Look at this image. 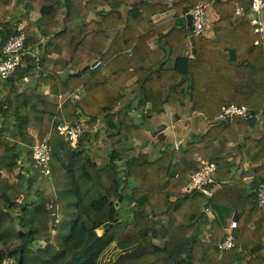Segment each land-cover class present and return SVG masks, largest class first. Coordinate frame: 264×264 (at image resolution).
Segmentation results:
<instances>
[{"label": "trees", "instance_id": "obj_1", "mask_svg": "<svg viewBox=\"0 0 264 264\" xmlns=\"http://www.w3.org/2000/svg\"><path fill=\"white\" fill-rule=\"evenodd\" d=\"M20 1L0 0V13L13 12ZM84 1L32 0L40 16L23 27L25 47L38 46L42 54L25 56L13 74L0 78V264H101L99 257L111 243L120 251L112 264H264V210L255 201L257 185L264 180V55L254 43L258 35L235 6L241 1L247 10L248 0H215L213 37H194L193 56L186 55L191 44L185 17L209 0L139 2L125 18L119 8L133 0ZM106 4L110 11H97ZM168 8L175 11V20L151 25L152 15ZM92 12L97 21L90 19ZM23 20L0 18V59L3 45ZM165 29L169 31L163 34ZM160 35L169 46L165 52L174 58L171 67L149 44ZM220 50L228 56L219 57ZM70 66L76 72L62 76ZM134 77L138 99L126 105L122 90ZM27 82L31 84L25 86ZM43 86L51 95L83 93L78 100L68 97L57 105ZM163 88L158 111H179L189 102L207 121L204 145L183 142L168 153L159 138L160 153L154 160L147 153L128 157L127 135L138 134L153 116L143 104L152 103ZM231 103L260 111L259 138L250 133L255 117L237 118L236 129L216 120L221 107ZM132 110L141 112L143 121L135 123ZM81 119L86 128L71 148L58 126ZM99 122L105 124L109 144L102 165L89 153ZM44 140L50 147L54 200L33 188L31 172L21 159L26 148ZM240 140L233 151L229 145ZM27 156L38 174L31 150ZM197 157L216 166L205 187L210 195L183 192L188 174L201 167ZM238 162L254 168L236 176ZM250 175L253 179L246 183ZM32 196L42 200L37 203ZM120 196L132 206V221L126 225L121 223V201L115 206ZM49 208L56 215L54 224ZM231 212L238 214L231 231L234 246L221 250ZM94 230L100 235L85 250ZM157 238L163 239L162 246L154 242ZM37 242L42 247L31 250L29 245Z\"/></svg>", "mask_w": 264, "mask_h": 264}, {"label": "crops", "instance_id": "obj_2", "mask_svg": "<svg viewBox=\"0 0 264 264\" xmlns=\"http://www.w3.org/2000/svg\"><path fill=\"white\" fill-rule=\"evenodd\" d=\"M88 0H85L86 2ZM149 2H157L160 0H133L132 2L128 3L125 6H121L122 14L124 18L127 16V13L132 9L134 4L139 2L147 3ZM215 0H209L206 4L209 6L208 11V20L210 23V33L208 37H213V23L218 19V15L213 7V3ZM147 5V4H146ZM170 6V5H169ZM236 9L238 7H243L241 1H237L235 3ZM111 6L109 4L100 6L97 8V11H110ZM24 16V20L21 24L25 26L28 21H34L39 18V14L32 8V0H21L19 6L13 11H6L4 13H0V18L2 20H8L11 17H20ZM90 19L98 20L99 17L91 13ZM175 20V11L172 8H168L160 13H155L151 17V25L155 27L166 25ZM178 27V26H176ZM169 29H165L163 34L167 33ZM35 34L37 37H41L39 30L35 29ZM44 40L41 39V42ZM149 44L153 45L154 49L159 50L162 52V59L165 63L166 67H171L174 58L170 54L166 53L165 50L169 48L167 43L165 42L162 35L156 36L152 40L149 41ZM190 50L187 51V53ZM28 53L30 56L39 58L42 54V48L35 46L32 49H28ZM186 53V55H187ZM55 57L56 54H53ZM218 56L221 58H226L228 56V52L226 50H220L218 52ZM76 72V69L73 67H68L62 72V76H67L71 73ZM137 78H132L128 83L127 86L122 90L123 94L125 95L124 104L129 105L131 100L138 99V86H135ZM31 82L25 83V86H29ZM42 91L44 94L49 95V100L57 105H61L68 97H70L71 93H67L65 95L57 96L49 94V87L43 86ZM81 94L83 93V89L78 90ZM165 88L162 89V92L153 100L152 103L145 102L143 107L145 110H152L153 116L147 120L144 126L140 129V132L136 135H127V156L131 157L138 153H147L149 160H154L159 156V149L156 146V142L159 138H163L165 141V149L171 145H174L176 149L179 144L183 142H193L197 146L204 145L202 140V134L205 132L207 121L206 119L200 114L192 111L190 109V103L187 102L185 106H181L179 111H175L172 108H165L163 112H159L158 109L163 108L162 106V99L164 97ZM122 107V106H121ZM257 113H260L257 112ZM143 114L137 110L135 112H131V118L135 123H139L143 121L142 118ZM262 116L260 113V117L256 120L255 125L250 129V133L254 138H259L262 135ZM230 125L237 128L236 121L230 122ZM105 124L104 122H99L93 129L92 132V144L89 150V153L94 158L97 164L102 165L105 163L106 157L108 155V140L104 134ZM240 141L235 143H231L229 147L235 151V147L240 144ZM173 149V150H174ZM172 150V151H173ZM262 165V172L264 173V161L261 163ZM237 171L236 176H238L243 170H250L254 168V165L247 162H238L237 163ZM235 168V169H236ZM253 179V176H247L244 178L246 183H250ZM210 195V194H207ZM235 212H231L227 218V221L234 216ZM210 217L212 215L209 213ZM126 220L127 218H121ZM250 228L254 227L253 223L249 224ZM203 235H206V227L203 228ZM160 246L162 244H158Z\"/></svg>", "mask_w": 264, "mask_h": 264}, {"label": "built area", "instance_id": "obj_3", "mask_svg": "<svg viewBox=\"0 0 264 264\" xmlns=\"http://www.w3.org/2000/svg\"><path fill=\"white\" fill-rule=\"evenodd\" d=\"M164 1V0H163ZM170 2L171 0H165ZM249 6L246 10L243 7H238L236 13L241 16H246L250 26L254 33L258 35L255 40V45L259 46L264 55V0H248ZM209 6L206 3L200 2L193 9L190 10L191 25L190 36H209L210 23L208 20ZM23 24H19L16 29V34L12 35L2 47V57L0 59V78L6 79L21 65L25 56L30 55L28 49L25 47L26 34L23 30ZM191 56V54H189ZM99 62L93 65L95 68ZM74 100H78L81 97L79 91L70 95ZM250 108L246 105H237L234 103L223 105L216 118L219 122H232L237 118H251L258 119L260 113H256L251 116ZM131 112H135L132 110ZM86 128V122L81 119L79 123L71 125L69 123H63L58 126L60 134L64 135L71 146V148L77 147L79 140ZM32 158L34 160L35 168L40 169L41 176L46 179H51L50 172V147L46 140L35 144L30 149ZM197 161L200 162L201 167L193 170L188 174L187 185L183 188L184 193H192L194 191H200L205 194H210L206 190V185L212 182L211 175L214 172L216 166L213 162L204 160L197 157ZM255 201L259 208L264 210V180L258 183L255 192ZM236 219L230 218L227 224V236L225 240L219 245L221 250H228L234 246L233 236L231 234L232 229L236 227Z\"/></svg>", "mask_w": 264, "mask_h": 264}, {"label": "rangeland", "instance_id": "obj_4", "mask_svg": "<svg viewBox=\"0 0 264 264\" xmlns=\"http://www.w3.org/2000/svg\"><path fill=\"white\" fill-rule=\"evenodd\" d=\"M26 149H27V151H30V148H26ZM27 151L24 150L22 152L21 159L23 161V165H24L25 169H29L31 172V176L33 177V180H34L33 188L38 189L46 197H49V198H51V200H54L55 196H54L53 188L51 186V179L48 180V179L42 177L40 172L37 174V172L30 165L31 161L27 156ZM1 174L5 177H7V176L9 177V175H7L5 172H1ZM32 197H33L34 201L37 203L42 200V198H37L36 196H32ZM131 209H132V206L130 204H128V202L121 201V206H120L121 218H125V217L127 218L126 220H123L124 223L122 222V219H121V223L123 225H126L127 223H130L132 221V217L130 214ZM59 218L60 217H58V219ZM98 235H100L99 231H98ZM154 242L156 244H162L163 239L157 238V239H154ZM29 247L31 250L36 251L42 247V243H40V242L33 243V244L29 245ZM119 253H120V251L117 249L115 244L111 243L103 251V253L100 255L99 262L101 264H112L114 262V260L118 257ZM10 263H11V260H7L3 264H10Z\"/></svg>", "mask_w": 264, "mask_h": 264}, {"label": "water", "instance_id": "obj_5", "mask_svg": "<svg viewBox=\"0 0 264 264\" xmlns=\"http://www.w3.org/2000/svg\"><path fill=\"white\" fill-rule=\"evenodd\" d=\"M186 24H187V27L190 28V25H191V14L188 13L186 15ZM189 40H190V44H191V50L190 52L187 53V56H189V54H191L192 56L195 55V52H196V49L194 47V43H195V38L193 36H189ZM255 114V111L254 110H250V115L253 116ZM223 124H227V122H222ZM175 148L174 145H171L167 148V152L168 153H171V151ZM207 195V194H206ZM122 200V196L119 197L118 201H116L115 203V206L118 208L119 206V203L120 201ZM48 213L50 214V220H51V223H55L56 222V215L51 213V208L48 209ZM238 217V214L235 213L234 216H233V219H237ZM97 237H99L98 235V232L96 230L90 232L89 234V237H88V241L85 245V250L90 248L92 246V244L97 240Z\"/></svg>", "mask_w": 264, "mask_h": 264}]
</instances>
